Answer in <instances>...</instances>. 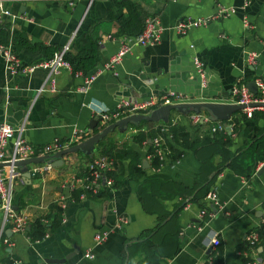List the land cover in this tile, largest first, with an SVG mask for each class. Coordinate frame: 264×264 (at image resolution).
<instances>
[{
  "label": "crops",
  "instance_id": "1",
  "mask_svg": "<svg viewBox=\"0 0 264 264\" xmlns=\"http://www.w3.org/2000/svg\"><path fill=\"white\" fill-rule=\"evenodd\" d=\"M216 6L230 13L184 36L172 32L178 20L210 17ZM7 9L15 17L0 26V44L11 37L15 55L24 65L50 59L69 41L68 53L72 57L90 40L96 44L95 65L84 73L62 70L55 78L54 94L36 95L46 78L45 70L10 76L0 56V124L22 128V138L35 149L54 139L67 144L73 132L91 136L88 127L95 118L93 111L112 112L128 100L141 101L174 92L199 103L231 104L232 88L251 80L264 81V0H78L73 7L61 1L40 0L9 3ZM147 17H157L163 28L159 42L152 47L133 46L115 67L116 75L102 70L122 43L132 42L140 22ZM249 54L256 56L254 65L245 62ZM194 58L202 63L204 88L193 76ZM94 74L88 90L79 92L83 80ZM202 92L205 98L200 97ZM262 111L249 115L238 111L223 123V132L217 139L226 142L228 161L241 153L246 156L233 168L219 171L209 187L217 196L213 207L206 202V194L194 201L187 198L180 210V198L157 194V202L170 214L161 226L175 213L173 227L177 230L158 244L144 241L147 238L139 240L158 221L137 200V184L143 185L145 178L157 174L191 189L198 170L192 150L174 139L169 130L162 139L170 155L155 168L146 156L147 143L133 142V130L114 129L107 134L103 146L110 149L113 158H106L115 163L119 183L110 191H102L101 196L79 200L73 195L78 189L68 192L73 178H79L86 168L83 154H66L59 167H51L43 174H31L32 168L42 163L28 165V179L21 177L22 171L18 170L12 203L15 212L25 218L24 233H11L7 227L3 230L12 246L0 243V264H52L48 260H61L71 254L64 264H197L212 254L208 245L212 234L219 240L215 264H245L253 259L264 264V241L251 248L242 242L264 214V170L257 174L264 166V149L255 160L251 146L263 130L264 121L257 116L250 120L252 113ZM169 114L168 127L175 125L189 144L199 145L205 136L212 138L208 132L210 122L194 126L186 115ZM241 116L249 121L243 122ZM99 126L98 123L96 127ZM128 149L139 165L132 166L125 153ZM99 151L93 148V158ZM7 152H11L10 146ZM173 152L180 156L176 158ZM210 162L217 167L219 157L213 156ZM211 207L216 210L215 216L197 232L199 211L211 212ZM37 223L45 225L46 237L31 241L27 233ZM173 227H168V233L173 232ZM97 232L108 235L92 246ZM88 249L93 256L90 260L83 258Z\"/></svg>",
  "mask_w": 264,
  "mask_h": 264
},
{
  "label": "built area",
  "instance_id": "2",
  "mask_svg": "<svg viewBox=\"0 0 264 264\" xmlns=\"http://www.w3.org/2000/svg\"><path fill=\"white\" fill-rule=\"evenodd\" d=\"M40 0H0V26H5L9 22L11 23L15 16H13L7 9L9 3H26ZM61 1L68 7H73L78 0H55ZM216 12L214 15L207 18L199 19H189L184 18L178 20L174 26L171 28L172 32L176 36H184L191 29H196L199 27H205L210 22L215 21L219 18L227 17L230 13L229 10H225L216 6ZM244 27L247 25L243 22ZM163 28L157 17H147L143 21V26L141 31L133 38L132 42H124L120 45L118 51L115 55L102 67V70L110 71L113 75H116L115 67L118 66L123 59V57L128 54L133 46L137 47H152L159 42V38ZM70 46V41L64 45L53 57L47 60H42L37 63L24 65L20 62L13 51L12 39L9 37L4 44H0V56L2 57L4 63V71L10 75H29L36 69H42L46 71V78L42 86L36 91V95H41L43 93L54 94L55 89V78L62 71L71 72L70 65L64 60V55L68 53ZM255 55L249 54L246 57L245 62L248 65H254ZM193 71L195 76L200 80V87H205L204 77L202 73V63L194 58L193 60ZM96 74L85 78L83 80L82 86L78 88V91L85 93L90 84L94 81ZM257 95H251L246 89L245 85H238L232 88V103L236 105H242L246 108L242 111L249 115L252 111L261 110V107H247L252 103L264 104V81L255 80L254 81ZM194 99L174 92H167L159 96H149L144 100L135 102H125L118 104L112 112L95 110L93 111L95 117L100 118L99 125L104 128L105 126L129 115L139 114L147 115L149 112L168 105H179V104H195ZM122 108L124 110H122ZM190 123L194 126L201 123L207 122L206 116L201 113H189L186 115ZM224 129L223 124L220 122L214 123L210 129L211 133L222 132ZM167 134V128L160 127L158 135L150 141L154 153L157 159L162 163L165 159V151L163 149V139L162 136ZM87 134L84 132H73L72 140L67 144H63L58 140L54 139L51 142L41 146L39 149H35L29 145L22 138V128H12L5 123L0 124V213H1V225H0V237L3 234V230L7 227L11 233L23 234L25 227V218L19 215L13 209V186L16 179L19 176V171L12 166L14 162L24 161L31 158H37L42 156H49L57 152L66 150L76 143L82 140ZM11 148V152L8 153V148ZM113 165L110 160L106 157L98 156L86 164V172L79 178H73V184L69 186L68 192L78 189L80 194L78 196L79 200L85 199L84 193L87 192L92 196H95L99 192L104 190H112L113 181L108 177V174L112 171ZM51 169V166L42 163L40 166H35L31 170V174H43ZM258 169V168H257ZM256 169V170H257ZM206 202L210 206H214L217 201V196L213 189H210L205 196ZM215 216L214 213L209 210H200L198 217L200 218V225L195 228L197 232L202 230L208 221H210ZM108 232H97L92 237V246H97L103 240H105ZM46 236L44 235L43 238ZM260 241H264V214L255 226V228L246 233L242 242L245 246L251 248L257 245ZM0 243L7 248L12 246V243L8 238H0ZM212 254L197 264H213V260L216 257V250L219 247V240L216 234H212L208 242ZM83 258L92 259L91 249H88L84 254ZM18 261H13L12 264H18ZM245 264H263L258 259H253Z\"/></svg>",
  "mask_w": 264,
  "mask_h": 264
},
{
  "label": "trees",
  "instance_id": "3",
  "mask_svg": "<svg viewBox=\"0 0 264 264\" xmlns=\"http://www.w3.org/2000/svg\"><path fill=\"white\" fill-rule=\"evenodd\" d=\"M143 21H144V18L140 22L139 29L137 30L138 33L142 29ZM5 42L6 40L1 44H4ZM12 44H13V39H12ZM96 53H97L96 44L94 41L90 40L88 45L84 48H81V50L78 52V54L75 57H72L69 53H67L64 55L63 58L70 65L71 72L73 74L77 72L84 73L87 69L95 65L97 61ZM173 113H176V112H171V114ZM256 116L258 118H261L264 121V111H262L261 113H252L250 120L255 118ZM169 117H170V114H168L167 120L165 122H159V123L140 122L136 126H130V125L127 126L128 129H131L134 131L132 135L133 136L132 140L137 145H141L142 143L145 144L147 140H150V141L153 140V138H155L158 135L160 127L167 128V130H169V132L171 133L174 139H179V141L182 142L185 148L192 150V152L194 153L195 160L197 161V164H198L197 174L195 176V179L193 181V186L191 189H186L178 183H174L167 179L160 178L158 177L159 175L157 174H153L145 178L143 180L144 181L143 185L137 184V187H138L137 193H136L137 200L141 204V207L143 208V210L148 214L155 215L158 221L155 228L152 231L142 234L139 237V240L143 238L144 239L147 238L144 241H147L149 243V240H150L152 244H158L165 238L175 235L177 232V230L174 229L176 227H173L175 226V216H176L175 213H173L170 219L164 225L161 226V223L170 214L165 212L160 206V204L157 202L156 200L157 194L161 193L169 197L173 196V197L180 198L182 200L178 208V210H180L185 206L186 203H184L183 201H185L187 198L192 197L190 199L191 201L203 198L205 194L209 191V187L213 184L220 170L224 168H231V167L233 168L234 164H236V162H238L239 159L241 160L242 158L246 156L244 153H241L232 161L230 162L228 161L229 156L227 152L225 151L226 142H222L223 138L219 141L217 139L218 136L221 135V132H215V133L210 132V129L212 128L214 123H211V126L208 130V132H210V135H212L211 139H209L208 136H205L203 143L199 145H194L191 143L189 144L188 139L185 137L184 134H182V131L174 128L175 125L171 128L168 127L170 124ZM241 120L243 122L249 121L244 116H241ZM233 122L236 123V120H234ZM220 123L223 124L222 122ZM100 130H101L100 126L96 127L95 129L92 130V135L97 133ZM86 138H88L87 135L82 140L76 143H73L72 146L82 142ZM103 143H104V138L94 146L95 149L100 150L99 152H97V156H104V157L112 159L113 157L110 153V149L103 146ZM251 146L254 150V157L256 160L261 155V152L264 149V128L263 130L259 132L258 137L255 138ZM163 149L165 151V157L169 156L170 155L169 149L167 150L165 146L163 147ZM76 153L79 155H82L79 152H76ZM125 153L126 154L128 153L127 156L129 157L133 167L135 165H139L138 159L135 157L133 153H131L129 149L126 150ZM173 155L176 158L180 156L178 152H173ZM146 156L151 161L152 168H155L161 164L160 161L157 159L156 154L154 153V150L151 145H147ZM213 156L219 157L220 162L217 167L212 166L210 162ZM93 157L94 155L92 156V158ZM113 166L114 167L112 168V171L108 174V176L113 180L112 187L115 188L117 186V183H119V180H118L119 176L115 174V163ZM85 172H86V169L81 173V175H84ZM79 194H80V191L75 192L73 195L76 196L77 198ZM84 195L85 197H97V196H101L102 192H99L95 196H92L87 192H85ZM42 225L43 224L37 223V225L31 228V230L27 233L31 241H39L43 238L44 234L46 233V229H45V225L43 226ZM170 226H172L174 230L173 232L168 233L169 231L167 229ZM0 238H5L4 233L1 235ZM143 247H146L148 249L147 246H143ZM148 251L150 252L149 249ZM128 253H130L129 250H128ZM145 254H146V251H145ZM215 263L216 261L214 259L213 264Z\"/></svg>",
  "mask_w": 264,
  "mask_h": 264
},
{
  "label": "water",
  "instance_id": "4",
  "mask_svg": "<svg viewBox=\"0 0 264 264\" xmlns=\"http://www.w3.org/2000/svg\"><path fill=\"white\" fill-rule=\"evenodd\" d=\"M252 69V67H250ZM194 72V71H193ZM194 78L199 82L200 80L195 74L193 75ZM246 89L248 92L256 96L257 91L255 88L254 82L248 81L245 84ZM149 97V96H148ZM205 98L206 94L201 93V96ZM128 102H133V100H128ZM247 107L253 108V107H261L264 109V104L260 103H252L249 104ZM245 106L242 105H236V104H225V103H212V102H202V103H195V104H179V105H168V106H162L159 107L151 112H149L147 115H129L126 117H123L107 126L102 128L97 133L89 136L82 142L71 146L70 148L57 152L55 154L49 155V156H42L37 158H31L24 161H18L14 162L12 166H14L17 170L22 171L21 177L23 178H29V172L25 171V167L31 164H41L46 163L50 165L52 168H57L61 165V157L73 153V152H79L83 154L87 160V162H91L92 160V151L94 146L99 143L107 134L111 133L114 129H117L118 131H125L128 125L130 126H136L140 122H147V123H159V122H165L167 120L168 114L170 112H176L182 116H185L189 113H195L198 114L200 112H204L206 114L207 121L210 123H216V122H222L225 123L231 115L238 111H242L245 109ZM122 110H124L122 108ZM7 109L5 108V115H6ZM100 118L95 117L91 124L89 125V129L93 130L96 125L98 124ZM147 145H150V140H147ZM146 168L145 164H143ZM24 170V171H23ZM264 170V166L257 170V174L261 173ZM211 212L216 214V210L214 208H210ZM73 254L70 256H67L61 260H48V263L52 264H64L66 260H68L70 257H72Z\"/></svg>",
  "mask_w": 264,
  "mask_h": 264
}]
</instances>
